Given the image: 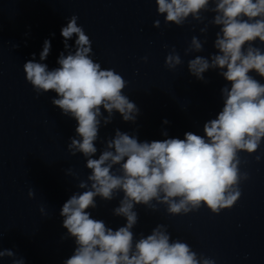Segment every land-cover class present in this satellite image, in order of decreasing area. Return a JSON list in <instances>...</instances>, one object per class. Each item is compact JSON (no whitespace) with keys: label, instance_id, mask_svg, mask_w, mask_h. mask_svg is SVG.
<instances>
[{"label":"water","instance_id":"obj_1","mask_svg":"<svg viewBox=\"0 0 264 264\" xmlns=\"http://www.w3.org/2000/svg\"><path fill=\"white\" fill-rule=\"evenodd\" d=\"M214 6L210 2L209 9ZM73 15L92 42L90 57L102 70L113 69L127 81L123 92L139 109L135 123L114 112L107 125L103 117L108 113L101 109L95 158L116 129L140 142L183 139L189 131L204 135L203 125L223 108L221 89L230 88L220 69L205 72L206 82L188 71L189 60L210 58L217 51L214 41L219 27L211 23L215 13L210 10L201 12L200 21L189 16L177 26L165 24L155 0H0V251L14 253L0 257V264L21 258L24 264H63L74 253V238L62 226L60 211L71 195L84 191L78 184L90 175L83 154L73 156L67 150L70 138H79L77 122L52 104L58 98L54 92L37 94L23 70L33 53L35 62L45 63L49 70L59 67L61 53L75 54L77 37L68 40L65 49L61 36V28ZM157 20L158 28L154 27ZM203 28L206 32H201ZM193 36L202 42L203 51L185 55ZM46 39L51 41L50 52L40 61ZM173 47L183 63L169 70L165 59ZM165 131L167 137L162 135ZM122 197V192L111 201L96 197L97 207L88 211L116 230L126 223L114 215ZM152 203L155 210L144 205L134 208L138 213L134 242L164 225L170 242H185L198 258L210 257L219 214L203 206L171 215L167 205Z\"/></svg>","mask_w":264,"mask_h":264},{"label":"clouds","instance_id":"obj_2","mask_svg":"<svg viewBox=\"0 0 264 264\" xmlns=\"http://www.w3.org/2000/svg\"><path fill=\"white\" fill-rule=\"evenodd\" d=\"M157 12L164 15L165 24L182 26L191 16L202 20V11L215 13L211 23L219 27L214 41L217 50L210 58L196 56L188 61V71L197 80L205 81L209 69H220V75L230 84L221 89L223 108L215 119L203 125L204 135L186 132L184 138H166L140 142L136 136L115 130L114 138L95 158L101 125V109L108 113L104 125L111 123L118 112L125 122L135 123L137 105L123 90L127 81L113 69L102 70L91 57V40L78 17L69 18L61 28L64 47L74 35L75 54H60L59 67L49 70L45 63L28 60L23 65L26 80L37 94L52 91L58 98L52 104L77 122L67 150L71 155L82 153L90 170L86 181L63 204L62 226L74 238V253L63 264H215L213 259L200 256L185 242H170L164 225H157L150 235L134 242L133 227L137 224L136 205L155 210L156 201L167 205L171 215L187 214L206 206L212 213L231 209L241 193L239 185L247 180L241 173L239 153L254 154L264 142V0H155ZM214 7L209 9V4ZM160 27V21L154 22ZM206 28L201 32H206ZM54 35V34H53ZM206 42V41H205ZM167 47V46H165ZM51 41H44L40 61L47 59ZM203 51L195 36L185 49ZM147 60V57L144 58ZM183 63L173 47L165 66L175 70ZM253 73L255 75H253ZM206 82V81H205ZM169 123L167 120L163 121ZM165 137L168 133H162ZM259 161L260 156H256ZM114 166H118L114 171ZM72 174L71 169L68 170ZM123 193L114 215L126 223L113 230L100 219H94L89 209L97 207L96 197L111 201ZM29 197L33 192L29 190ZM42 214L45 209L41 207ZM13 257L5 249L0 257ZM13 264H24L23 258Z\"/></svg>","mask_w":264,"mask_h":264}]
</instances>
